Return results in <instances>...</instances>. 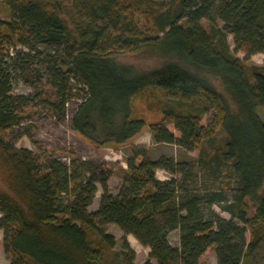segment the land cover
Returning a JSON list of instances; mask_svg holds the SVG:
<instances>
[{"label": "trees", "instance_id": "trees-1", "mask_svg": "<svg viewBox=\"0 0 264 264\" xmlns=\"http://www.w3.org/2000/svg\"><path fill=\"white\" fill-rule=\"evenodd\" d=\"M0 14V231L9 264H133L126 241L115 251L107 225L156 264H199L207 250L215 264H264V62L246 64L264 55V0H0ZM118 53L154 63L119 62ZM9 70L26 85L47 77L40 103L58 117L77 96L70 81L82 86L70 125L92 146L138 135L145 124L134 103L142 100L162 116L148 126L153 143L196 155L150 160L133 147L114 195L110 171L84 161L41 165L4 139L25 120ZM157 170L173 178L159 181ZM218 180L212 189L208 181Z\"/></svg>", "mask_w": 264, "mask_h": 264}, {"label": "rangeland", "instance_id": "rangeland-1", "mask_svg": "<svg viewBox=\"0 0 264 264\" xmlns=\"http://www.w3.org/2000/svg\"><path fill=\"white\" fill-rule=\"evenodd\" d=\"M152 1L165 3L167 0ZM0 18H3L1 14ZM202 26L204 29L208 28L205 22H202ZM227 43L230 50L233 51L234 47L231 36H227ZM15 49L24 53L27 52V50L22 47H16ZM40 51L44 53L48 52L43 48L40 49ZM234 55L239 60L245 58L244 53L241 51L235 52ZM116 58L119 62L135 66H149L154 63V59L135 53H118ZM40 60L41 58H39V61ZM263 62L264 55L256 54L248 57L246 64L262 66ZM33 69L38 73H43L39 63H36ZM9 72L12 78V94L19 99L17 107L25 113V120L17 127L8 131L4 135V139L17 149H26L30 151L37 160V163L41 165L49 160H56L66 166H69L71 161H84L96 167H100L102 171H110L112 175H110L107 180V188L109 193L114 195L121 183V179L118 177L117 173L121 168H125V161L131 155V149L133 147L145 150L150 160H155L159 156H167L177 161H182L189 157L194 158L196 155V152L186 153L175 145L153 143L148 131V126L159 121L162 116L159 112L147 109L142 100L134 103L145 124L138 135L120 146H92L74 133L70 125V120L77 107L86 97V90L82 89V86L75 85L73 81H70V84L73 86L72 92L76 93L77 96L66 103L63 116L58 117L54 111L42 106L40 103V96L42 94L48 95L51 91L47 77L43 75L40 80L33 85H26L22 80L17 78L20 77L19 75L14 74L12 70H9ZM215 84L217 85V83ZM257 114L259 118L264 121V106L258 109ZM208 121L209 115L206 114L202 118V124L206 125ZM167 127L172 130L171 125ZM155 178L159 181H165L173 177L164 171L157 170L155 172ZM208 184L212 186V189L220 187L219 180L217 182L208 181ZM0 189H3L1 181ZM229 189L230 192L228 195H231L235 186L232 185ZM100 195V187L96 185V194L94 195L91 205L87 209L89 213H93L97 209ZM212 208L221 218H229L218 206H213ZM104 230L114 238L116 243L115 251L120 252L122 250L123 241H126L129 249L134 253L133 264H143L146 261H149L151 264H156L155 261L148 258V249L141 247L131 236H124L113 225L105 226ZM177 239V232L170 233L168 236V242L172 246H177ZM1 242L2 232L0 231V264H9L8 257L2 252ZM199 264H215V257L212 250H207L201 256Z\"/></svg>", "mask_w": 264, "mask_h": 264}]
</instances>
